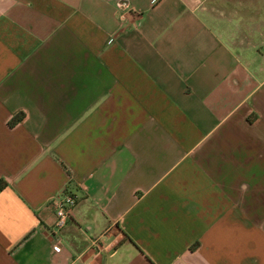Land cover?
I'll return each mask as SVG.
<instances>
[{
	"label": "crops",
	"instance_id": "crops-1",
	"mask_svg": "<svg viewBox=\"0 0 264 264\" xmlns=\"http://www.w3.org/2000/svg\"><path fill=\"white\" fill-rule=\"evenodd\" d=\"M0 264H264V0H0Z\"/></svg>",
	"mask_w": 264,
	"mask_h": 264
},
{
	"label": "built area",
	"instance_id": "built-area-1",
	"mask_svg": "<svg viewBox=\"0 0 264 264\" xmlns=\"http://www.w3.org/2000/svg\"><path fill=\"white\" fill-rule=\"evenodd\" d=\"M76 200L77 194L68 190L67 188L61 189L51 198V203L56 214L54 228L59 229L67 222V220L72 215V209L75 205ZM54 248H59L57 243L54 245Z\"/></svg>",
	"mask_w": 264,
	"mask_h": 264
},
{
	"label": "trees",
	"instance_id": "trees-1",
	"mask_svg": "<svg viewBox=\"0 0 264 264\" xmlns=\"http://www.w3.org/2000/svg\"><path fill=\"white\" fill-rule=\"evenodd\" d=\"M15 120H17V117H15L14 119H12V120L10 121V123L15 122Z\"/></svg>",
	"mask_w": 264,
	"mask_h": 264
}]
</instances>
